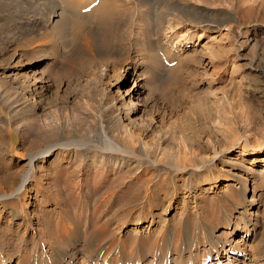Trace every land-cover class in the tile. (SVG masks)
Segmentation results:
<instances>
[{
  "label": "rangeland",
  "instance_id": "obj_1",
  "mask_svg": "<svg viewBox=\"0 0 264 264\" xmlns=\"http://www.w3.org/2000/svg\"><path fill=\"white\" fill-rule=\"evenodd\" d=\"M22 1L19 5H10L11 9L6 12L1 10L2 6L0 7L2 15L0 78L4 76L3 70L8 71L10 67L19 65L17 75L28 74L32 80L7 77L0 82V90L13 96L18 92L23 93L26 89L25 92L30 97L31 93L28 89L32 86L33 93L38 98V102L40 101L38 113L40 119L52 121L57 130L53 132L54 140L50 136L36 137L33 132L26 131L22 127L20 131L12 129L8 133L5 129L2 134L0 133V187L9 190L18 180L19 174L26 169V154L38 150L48 142L60 141L61 137L66 136L65 139H84L90 144L102 145L105 137L115 135L119 138L128 139L129 137L134 141V145L145 144L152 155L164 156L163 158L168 160L185 155L190 165H194L196 159L216 158L217 169H222L225 174L231 171L233 174L236 172L237 175H242L248 185L253 186L255 190V202L243 203V205L259 216L257 240L261 237L260 240L264 244V152H252L253 148L264 143V0H193L211 10L227 9L230 14L219 16L222 22L219 27L211 24L215 27H208L204 31L199 30L193 42H189L188 46L186 48L184 46V50L180 51L181 60H168L159 50L161 65L151 73L153 75L149 78L138 75L140 71H143L142 67L138 66L134 71L135 55L112 56L115 57L113 61L103 47L92 48L91 53L80 52L81 55L77 52L79 54L77 58L76 52H70V55L62 52L63 54L59 53L56 61L52 58L55 49L48 47L45 53L47 54L45 64L35 65L38 69L34 71L36 76L31 72L33 69L30 67L34 59L24 50V40L26 41L27 36L23 37V41L14 43L12 48L8 49L6 46L7 39L14 34L18 35L20 28L23 27L24 22L20 16H27L28 0ZM195 18L196 14L191 12L180 14L178 20L181 23V30L186 29V25L189 26ZM9 27H12V30ZM199 34H202L200 38H198ZM45 40L55 45L56 37L51 32ZM174 41V39L171 40L170 45ZM165 48L170 50L171 47L165 44ZM16 50H18L17 55L10 56ZM173 52L175 53L172 51V54ZM19 53L22 55L19 56ZM71 53L75 57L72 58ZM69 63L74 68L70 67ZM63 67L65 68L62 69ZM176 67L181 69L177 76L174 72ZM41 69L44 72L43 75H39ZM138 90L141 91L145 102L138 103L134 113H131L128 119V116H124V110L131 108L130 95H134L136 99ZM113 105H116L123 114V124H112L110 129H103L100 121L102 118L112 116ZM1 121L9 123L11 117L0 101ZM123 131L129 135L126 136ZM242 150L246 151L243 152L245 157L241 156ZM1 152H3L2 155ZM95 153L94 148L90 147L89 156L92 158ZM216 154L218 156L215 157ZM237 156H239V163L253 167L257 172L253 173L243 170L240 166L230 165L228 160ZM220 157L226 161H222ZM137 158L141 159L139 156ZM62 162L64 163L61 166L54 164L44 167L45 171L42 173H45V180L52 183L49 185L50 189L54 188L56 181V184L60 186H66L67 183L71 185L80 173L89 171L87 167L80 166L79 159L73 162L64 159ZM88 163L89 167L91 161ZM93 168L90 173L94 171ZM225 174L220 175L216 183L204 182L202 187L192 192L193 194L179 188L171 203L170 198H164L163 191H159V196L152 201L150 212L148 210V218L135 225L133 222L136 216L130 222V226L122 229V233L128 235L127 239L129 238L125 243V250L115 245L117 249L113 247L107 253H102L104 250L101 251L99 244L106 242L107 237L102 238L100 243L99 239L97 241L82 233L76 235L75 241L65 239L63 230H60L58 225L61 219L59 209L50 207L52 210L43 211L42 217L52 234H56L61 241L58 245L62 249L60 252L78 251L76 252L78 257H93L89 264H113L116 261L123 262L122 264H163L158 253H162L159 252L160 249L166 252L167 247L174 248L170 254L174 264H190L192 260L190 248L192 252H197L208 246L207 243L200 241L198 246L187 247L197 238L196 230L200 228V234L203 235L205 227L209 225L212 230L220 233L225 227L224 213L234 212V215H238L233 202H242V200L233 190L241 186V183L232 177L227 178ZM104 186L101 188L106 196L113 194L109 199L110 212L134 206L145 194L144 190L134 182L119 185V181L109 180ZM169 188L171 192V186ZM243 205L239 210H244ZM124 215L125 212L120 211L119 217L124 218ZM197 217L204 218L206 224L200 218L199 221L196 220ZM8 231L9 240L3 239L4 241L0 243L4 250L0 251V253L3 252L0 260L4 255L6 257L21 255L20 258L28 256L27 262L34 264L36 261L35 264H41L42 258L56 252L47 246L45 249L42 248L41 243L38 247L36 245L38 238L32 235L27 236V243H23V227L18 231ZM138 233L143 237H140ZM137 236L139 238H136ZM240 236H242L241 232H237L236 238ZM175 237H179L187 245L182 243L174 245L172 242ZM158 241H161L163 245L156 246ZM141 243L144 248L140 245ZM213 253V259L205 258L202 263L218 264L227 259L223 253L219 256L215 255V251ZM97 257L99 261L96 260ZM115 257L118 260H115ZM232 258L229 257L228 260ZM61 260L59 257L58 261L61 262Z\"/></svg>",
  "mask_w": 264,
  "mask_h": 264
},
{
  "label": "bare ground",
  "instance_id": "obj_2",
  "mask_svg": "<svg viewBox=\"0 0 264 264\" xmlns=\"http://www.w3.org/2000/svg\"><path fill=\"white\" fill-rule=\"evenodd\" d=\"M21 1L22 0H0V7H3L1 10L6 12V10L11 9L9 8L10 5H19ZM4 7L7 8L4 9ZM27 8V16H20L24 22L23 27L20 28L18 35L14 34V36H10L7 39L6 46L8 49L12 48L14 43L23 41V37L27 36L26 41L24 40L25 47L24 45L23 47L25 48L24 50H26L25 53H28L29 57L34 59V63L30 65L31 69H33L31 72L35 73V70L38 71L35 67L38 63L45 64L44 60L47 58V54L45 53L48 47L55 49L52 57L54 60H57V56L62 52L65 54L69 53V55L70 52H76L75 55L77 58V55H79L77 52L91 53V51L93 52L92 48L103 47L107 52L105 53H109V57H117V55L121 56L123 54L135 55L136 61L133 62L135 66L134 71L138 66L144 68L138 75L145 78L152 77L153 74L151 73L160 67L159 50H161V55H164V57L166 56L168 60H181L180 51L184 50V46L186 48L189 42H193L199 30L204 31L214 24L219 27L222 24L219 20V16L221 14H230V11L227 9L211 10L202 7L193 0H28ZM186 12L196 14V18L189 26L186 25V29L181 30V23L178 19L180 14ZM1 19L2 15L0 14V20ZM9 29L12 30V27H9ZM51 32H53L56 37V42H54L55 45L45 40ZM9 33L12 35V31ZM201 35L202 34H199L198 38H200ZM173 39L175 41L170 45V41ZM165 44L171 47L170 50L165 48ZM172 51H175V53L173 52L172 54ZM17 53L18 50L10 56L14 57ZM21 55L22 54L19 53V56ZM72 55V58L75 57L74 54ZM113 58L115 57H112V59ZM113 61L115 60L113 59ZM69 65H71V63H69ZM18 66L14 65L10 67L8 71H6V69L3 70L2 73H4V76L0 78V82L6 80L7 77L11 78V76L15 77L17 80L24 78L25 80L31 81L32 77L28 76V74L21 76L17 75L19 73ZM70 67H72V65ZM64 68L65 67L62 69ZM174 70L176 76L181 71V69L179 70L177 67ZM43 73L41 69L39 75H43ZM32 89V86L28 89L31 93L30 97L27 92H25L26 89L23 93L18 92L13 96L0 90V101L11 117L9 123L5 121L0 122V133L2 134L5 129L9 133L12 129L20 131V129L24 128L26 131L33 132L36 137L41 138L40 136H50L54 140L55 135L53 132L57 127L52 121H42L40 119L38 114L40 101L38 102V98L35 96ZM129 100L132 102L130 104L131 108H125L126 112L124 110V116H128V119L131 117V113H134L133 111L137 108L138 103L145 102V98L141 96V91L138 90L137 98L134 99V95H130ZM124 116L120 110L117 109L116 105H113L112 116L102 118L100 126L103 129H110L112 124H123L122 119ZM127 134L128 133H126V136ZM62 135L63 134H61V136ZM61 138L60 141L48 142L38 150L28 152L26 154V169L22 174H19V176L17 175L18 180H16L14 185L9 190H6L5 187H0V243L6 239L9 240L7 235L9 233H7V230H9L8 232L14 230L18 231L23 227V243H27V236L32 235L38 238L37 246L41 243L42 248L45 249L47 246L52 248L51 250L56 251L54 254H48L42 258L41 264H89L93 258L78 257V251H76L77 253L75 251L68 253L60 252L62 249L58 245L61 244V241L57 238L56 234H52L42 217V212L50 211V207L59 209L61 219L58 225L59 229L63 230L65 239L69 241L74 240L77 234L82 233L84 236H91L92 239L95 238L97 241L99 239L100 243L102 242V238L107 237L108 240L106 242L99 244V248H102L101 251L104 250L102 253H107V251L112 250L113 247L116 248L115 245L118 247L121 246L123 250H125V243L129 238L127 239L128 235L122 233V229L126 228L128 225L130 226V222L136 216L137 218L133 222L135 225L140 224L143 219L145 221V219L148 218V210L150 212L152 201L159 196V191H163L164 198H170L171 203L174 195H177L179 188L186 189L187 192L192 193L196 191L195 189L198 187H202L204 182L216 183L218 182L216 179H218L220 175L225 174L222 169H217V163L215 162L216 158L196 159L194 165L188 163L185 155L183 157L168 160L164 159V156L159 157L152 155L145 144L134 145V141L129 139V137L128 139L119 138L116 137V135L105 137L102 145H93L84 139H65L66 136L65 138ZM90 147H93L96 151L92 158L89 156ZM256 151L264 152V143L252 149V152ZM243 152L246 151L242 150L241 156L245 157ZM2 153L3 152H1V155ZM52 156L53 158L51 159ZM138 156L141 159H138ZM174 156L175 155H173V157ZM216 156H218V154H216L215 157ZM64 159H68L71 162L79 159L80 166L87 167L89 171L85 170L83 173H80V176H78L74 183L71 182V185H67V183L66 186H60L56 184V181L53 186L54 188L50 189L49 185H52V183L45 180V173H42L45 171L44 167L54 164L61 166L64 163L62 162ZM220 159L226 161L221 157ZM90 161L91 164L89 168L87 165ZM228 161L232 166H240L243 170L253 173L257 172L253 167L243 166L239 163V156L231 158ZM91 166L94 167V171L90 173ZM203 166L205 167L202 168ZM225 175L227 178L232 177L241 183V186L233 190L237 192L242 200V202H233L235 209L238 211V215H234V212L224 213L223 219L225 227L220 233L212 230V228L207 225L203 235L200 234V228L196 230L197 238L193 240L194 243L192 242L191 245L188 246L186 242L183 243L184 241L182 242L179 237H175L172 243L174 245L182 243V245H187V247L198 246L200 241L208 244V246L197 252H192L190 248V258L192 259L190 264H207L202 263V261H204L205 258L213 259L214 251L217 256L223 253L224 257H227L225 261H221L218 264H264V244H262L263 241L261 242L260 240L261 237L257 240L258 228L260 225L257 218H259V216H257L256 213L253 214L254 212H250V210L243 205V203L255 202L254 187L248 185V182L244 180L243 176L237 175L236 172L233 174L229 171L226 172ZM109 180L119 181V185H124L127 182H134L144 190L145 194L142 200L134 206L116 209L110 212L108 207L109 199L112 198L113 194L111 193L106 196V194L103 193L105 191L101 188L105 187L104 185H106ZM34 190H36V193L33 194ZM228 198L232 200L231 197ZM159 202L161 201L159 200ZM241 205L244 206V210H239ZM103 207L105 208L103 209ZM165 209L168 208L165 207ZM122 210L125 212L124 218L119 217V213ZM152 215L154 214L152 213ZM199 218L204 221V218L202 219L201 217H197L196 220L199 221ZM201 226L204 227L203 225ZM4 227L7 229L4 230ZM162 231L164 230L162 229ZM237 232H241L242 236L236 238ZM127 233L129 234V231ZM138 235L143 237L142 234L138 233ZM139 236L136 238H139ZM159 244H162V242L158 241L155 245L157 246ZM140 245L144 248L142 243ZM175 248H177V246ZM173 249L174 248L167 247L166 252L160 249L159 252L162 253H158V256L160 260L163 261V264H174L170 256ZM0 251H4L1 244ZM97 254H99V252ZM0 255H3V252H1ZM20 257H6L4 255L0 260V264H20V262L22 264H32L30 261L27 262L28 256ZM59 257L62 259L61 262L58 261ZM229 257L233 258L228 260ZM106 259L108 258L106 257ZM114 259L118 260L116 257ZM96 260L99 261L98 257ZM35 263L36 261L34 264ZM122 263L116 261L113 264Z\"/></svg>",
  "mask_w": 264,
  "mask_h": 264
}]
</instances>
